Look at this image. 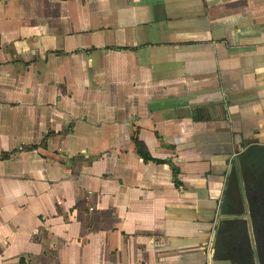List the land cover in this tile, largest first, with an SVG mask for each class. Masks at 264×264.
Masks as SVG:
<instances>
[{
	"label": "crops",
	"instance_id": "0c3cea01",
	"mask_svg": "<svg viewBox=\"0 0 264 264\" xmlns=\"http://www.w3.org/2000/svg\"><path fill=\"white\" fill-rule=\"evenodd\" d=\"M259 182L264 0H0V264L259 260Z\"/></svg>",
	"mask_w": 264,
	"mask_h": 264
},
{
	"label": "rangeland",
	"instance_id": "374dc122",
	"mask_svg": "<svg viewBox=\"0 0 264 264\" xmlns=\"http://www.w3.org/2000/svg\"><path fill=\"white\" fill-rule=\"evenodd\" d=\"M257 184H259L262 187L264 186V182H262V183L259 182ZM261 191L262 192L260 193V195L256 192V194L259 196L255 197L253 199V202H252L253 208H251V209L247 208L246 210H249L250 216H252V217H255L256 215L259 214L260 223L262 221V224L264 226V220L262 219V216L264 215V188ZM253 195H255L254 192H253ZM259 232H261V231H259ZM261 233L263 234V236L260 237V238H262V240H261L262 241V247L258 246V240L256 239L258 252H259L258 254L260 256V259L259 260L256 259L254 245L252 244L251 236L246 232L243 235L244 238H242L243 243L240 246H238V248H239L238 255H239V257H241V262L237 263V259H235L233 261V264H264V231L262 230Z\"/></svg>",
	"mask_w": 264,
	"mask_h": 264
},
{
	"label": "flooded vegetation",
	"instance_id": "af4514ba",
	"mask_svg": "<svg viewBox=\"0 0 264 264\" xmlns=\"http://www.w3.org/2000/svg\"><path fill=\"white\" fill-rule=\"evenodd\" d=\"M264 216V215H263ZM262 216V219L264 220V217Z\"/></svg>",
	"mask_w": 264,
	"mask_h": 264
},
{
	"label": "water",
	"instance_id": "95a60500",
	"mask_svg": "<svg viewBox=\"0 0 264 264\" xmlns=\"http://www.w3.org/2000/svg\"><path fill=\"white\" fill-rule=\"evenodd\" d=\"M256 258L258 259V255H256Z\"/></svg>",
	"mask_w": 264,
	"mask_h": 264
},
{
	"label": "trees",
	"instance_id": "16d2710c",
	"mask_svg": "<svg viewBox=\"0 0 264 264\" xmlns=\"http://www.w3.org/2000/svg\"><path fill=\"white\" fill-rule=\"evenodd\" d=\"M146 158H148L147 156H146ZM260 218V217H259Z\"/></svg>",
	"mask_w": 264,
	"mask_h": 264
}]
</instances>
